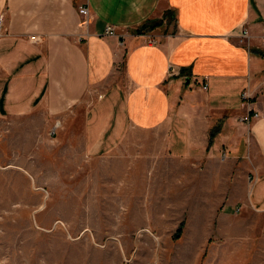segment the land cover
Instances as JSON below:
<instances>
[{"label": "crops", "instance_id": "1", "mask_svg": "<svg viewBox=\"0 0 264 264\" xmlns=\"http://www.w3.org/2000/svg\"><path fill=\"white\" fill-rule=\"evenodd\" d=\"M0 21V119L91 160L204 162L226 260L264 264V0H0Z\"/></svg>", "mask_w": 264, "mask_h": 264}, {"label": "rangeland", "instance_id": "2", "mask_svg": "<svg viewBox=\"0 0 264 264\" xmlns=\"http://www.w3.org/2000/svg\"><path fill=\"white\" fill-rule=\"evenodd\" d=\"M38 117L0 119V264H236L204 162L87 159Z\"/></svg>", "mask_w": 264, "mask_h": 264}, {"label": "built area", "instance_id": "3", "mask_svg": "<svg viewBox=\"0 0 264 264\" xmlns=\"http://www.w3.org/2000/svg\"><path fill=\"white\" fill-rule=\"evenodd\" d=\"M77 12H78V15L80 17V24L81 26H87L88 25V16H89V12H88V7L86 4H82V5H79L77 7ZM1 22V21H0ZM1 27V25H0ZM103 35L104 36H109V37H112V36H116V32L115 30L111 27V26H106L105 29H104V32H103ZM248 31L246 28H243L241 30V33L240 35L238 36L240 42H246L248 40ZM142 38H145V36H140ZM31 40L32 41H35V37H31ZM146 44H149V45H154L155 44V41L150 39V37L147 36V39H146ZM174 73L172 68L169 69V74H172ZM206 88V86H204V89ZM257 117V113H254L253 115H243L242 117L239 118V122L241 123H244V124H249L251 122V120L253 118H256Z\"/></svg>", "mask_w": 264, "mask_h": 264}, {"label": "trees", "instance_id": "4", "mask_svg": "<svg viewBox=\"0 0 264 264\" xmlns=\"http://www.w3.org/2000/svg\"><path fill=\"white\" fill-rule=\"evenodd\" d=\"M180 230H181V229H178V233H177V236H176V237H178V236H179L178 234L181 232Z\"/></svg>", "mask_w": 264, "mask_h": 264}]
</instances>
